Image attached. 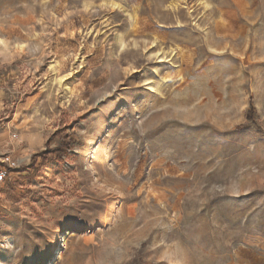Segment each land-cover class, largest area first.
<instances>
[{
  "label": "rangeland",
  "instance_id": "374dc122",
  "mask_svg": "<svg viewBox=\"0 0 264 264\" xmlns=\"http://www.w3.org/2000/svg\"><path fill=\"white\" fill-rule=\"evenodd\" d=\"M0 264H264V0H0Z\"/></svg>",
  "mask_w": 264,
  "mask_h": 264
},
{
  "label": "trees",
  "instance_id": "16d2710c",
  "mask_svg": "<svg viewBox=\"0 0 264 264\" xmlns=\"http://www.w3.org/2000/svg\"><path fill=\"white\" fill-rule=\"evenodd\" d=\"M61 151H63V149Z\"/></svg>",
  "mask_w": 264,
  "mask_h": 264
}]
</instances>
